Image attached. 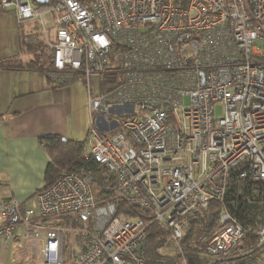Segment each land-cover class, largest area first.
<instances>
[{
    "label": "built area",
    "instance_id": "built-area-1",
    "mask_svg": "<svg viewBox=\"0 0 264 264\" xmlns=\"http://www.w3.org/2000/svg\"><path fill=\"white\" fill-rule=\"evenodd\" d=\"M46 1L0 9L38 26L53 85L85 81L82 156L112 197L97 201L96 173L62 174L25 203L0 204L3 244L19 227L42 264H144L147 223L166 231L155 252L166 259L213 204V233L199 238L209 264H264V0Z\"/></svg>",
    "mask_w": 264,
    "mask_h": 264
},
{
    "label": "crops",
    "instance_id": "crops-1",
    "mask_svg": "<svg viewBox=\"0 0 264 264\" xmlns=\"http://www.w3.org/2000/svg\"><path fill=\"white\" fill-rule=\"evenodd\" d=\"M21 27L13 13L0 9V204L25 203L43 188L49 158L39 138L59 135L82 142L90 127L83 93L74 102V87H56L42 70L27 65H34L33 55L21 46ZM33 28L41 35L38 26ZM17 234L18 239L6 244L0 239V264H42L27 256V249L21 251L20 240L27 242L19 227Z\"/></svg>",
    "mask_w": 264,
    "mask_h": 264
},
{
    "label": "trees",
    "instance_id": "trees-1",
    "mask_svg": "<svg viewBox=\"0 0 264 264\" xmlns=\"http://www.w3.org/2000/svg\"><path fill=\"white\" fill-rule=\"evenodd\" d=\"M85 2L86 0H79ZM3 11V10H2ZM5 12V11H4ZM25 23H21L20 27ZM33 28V24L30 23ZM23 47L25 51L33 55L31 63L27 64L32 68L42 70L44 74L52 67V55H47L46 50L43 48L45 45L38 41L36 33L33 30H29L28 33L24 32L22 35ZM78 78V77H77ZM74 80H69L67 83L56 85V87H68ZM112 82L106 81V85ZM104 90V87H103ZM41 146L46 151L49 162L47 164L44 174V186L42 189L49 188L53 185L57 179L65 173H74L79 176H85L89 173H96L98 178L92 184V192L97 201H103L112 197V191H108L106 186L109 181H106L102 177L103 171L92 159L82 156L84 147V141H72L64 140L59 135H49L38 139ZM108 178V177H107ZM41 189V190H42ZM39 190V191H41ZM37 191V192H39ZM36 192V193H37ZM215 205H210V209L204 216L198 215L197 217L191 216L188 219V226L183 237L180 239V253H173L166 259H159L156 255V249L163 243L166 238V231L163 230L158 223H147V232L143 242L140 244V251L144 258V264H209V259L204 255L202 244L199 242V238L203 235H212L214 228V221L216 220L212 216ZM117 216L123 214L126 207L122 204L118 205ZM212 220V223L210 224ZM256 251L251 254H255ZM254 255H247L244 258L231 259L225 262H215L211 264H246L255 260ZM68 261H72L71 257H67Z\"/></svg>",
    "mask_w": 264,
    "mask_h": 264
},
{
    "label": "rangeland",
    "instance_id": "rangeland-1",
    "mask_svg": "<svg viewBox=\"0 0 264 264\" xmlns=\"http://www.w3.org/2000/svg\"><path fill=\"white\" fill-rule=\"evenodd\" d=\"M31 29V25L29 23L28 24H24L22 27H21V32L20 34L23 35L24 32H27ZM20 30V29H19ZM38 33V32H37ZM51 32H49V40L50 42L52 41V37H51ZM43 37V36H42ZM42 37L41 35H37V38H38V41L43 43L45 45V42H44V39L42 40ZM23 38L20 36V42H21V46L23 48ZM71 87H74L72 88L71 92H70V96L72 97L73 101H78L80 99V96H81V93H83L85 99H87V92H86V83L85 81L83 80V78L81 77H78L71 85H69L67 88H71ZM101 89H102V83L100 81V78L99 77H92L90 79V90H91V94L92 96H97L100 92H101ZM68 90V89H67ZM216 113L219 114L220 113V110L217 109L216 110ZM79 115H80V112H79ZM89 126H90V123H89ZM63 220L62 219H57L56 220V224H62ZM73 226H72V223L69 222L67 225H66V228L67 229H71ZM70 233H66V236L70 237ZM70 239L68 238L67 240V244L69 243ZM20 245L22 246V249L21 251L24 252L25 249H27L30 254H26L27 256H31L32 259L36 260L38 259L37 262L39 263H42L41 261V258H37L34 253L35 251H33L31 248L28 247V245L25 244L24 240H20ZM39 250V249H38Z\"/></svg>",
    "mask_w": 264,
    "mask_h": 264
},
{
    "label": "water",
    "instance_id": "water-1",
    "mask_svg": "<svg viewBox=\"0 0 264 264\" xmlns=\"http://www.w3.org/2000/svg\"><path fill=\"white\" fill-rule=\"evenodd\" d=\"M35 2H37V3H47V1L46 0H35Z\"/></svg>",
    "mask_w": 264,
    "mask_h": 264
},
{
    "label": "clouds",
    "instance_id": "clouds-1",
    "mask_svg": "<svg viewBox=\"0 0 264 264\" xmlns=\"http://www.w3.org/2000/svg\"><path fill=\"white\" fill-rule=\"evenodd\" d=\"M86 137H87V136H86ZM85 139H86V138H85ZM85 139H84V140H85ZM42 190H43V189H42Z\"/></svg>",
    "mask_w": 264,
    "mask_h": 264
}]
</instances>
